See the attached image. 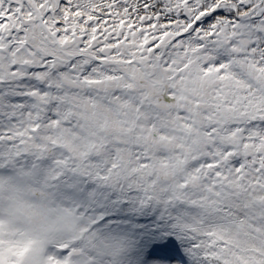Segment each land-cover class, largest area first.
<instances>
[{"label":"snow or ice","instance_id":"snow-or-ice-1","mask_svg":"<svg viewBox=\"0 0 264 264\" xmlns=\"http://www.w3.org/2000/svg\"><path fill=\"white\" fill-rule=\"evenodd\" d=\"M0 264H264V0H0Z\"/></svg>","mask_w":264,"mask_h":264},{"label":"rangeland","instance_id":"rangeland-1","mask_svg":"<svg viewBox=\"0 0 264 264\" xmlns=\"http://www.w3.org/2000/svg\"><path fill=\"white\" fill-rule=\"evenodd\" d=\"M139 221H140V224L138 226H132L131 225V227L136 228L138 230L143 229L144 227H147V223H145L144 219H141Z\"/></svg>","mask_w":264,"mask_h":264},{"label":"trees","instance_id":"trees-1","mask_svg":"<svg viewBox=\"0 0 264 264\" xmlns=\"http://www.w3.org/2000/svg\"><path fill=\"white\" fill-rule=\"evenodd\" d=\"M140 224V221L138 222H133V224H132V226H138ZM147 227H148V225H147ZM147 227H144L143 229H146ZM137 234L138 235H145L146 236V232H140V231H138L137 232Z\"/></svg>","mask_w":264,"mask_h":264}]
</instances>
